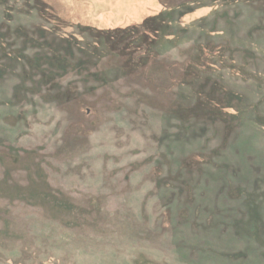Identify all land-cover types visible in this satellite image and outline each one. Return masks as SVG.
Listing matches in <instances>:
<instances>
[{"label": "rangeland", "instance_id": "rangeland-1", "mask_svg": "<svg viewBox=\"0 0 264 264\" xmlns=\"http://www.w3.org/2000/svg\"><path fill=\"white\" fill-rule=\"evenodd\" d=\"M0 264H264V0H0Z\"/></svg>", "mask_w": 264, "mask_h": 264}, {"label": "trees", "instance_id": "trees-1", "mask_svg": "<svg viewBox=\"0 0 264 264\" xmlns=\"http://www.w3.org/2000/svg\"><path fill=\"white\" fill-rule=\"evenodd\" d=\"M118 46H115V48H117ZM114 48V49H115ZM197 68H200V67H196V71H194V73H193V77L195 78V79H197V78H200V74L202 73L201 71H199V69H197ZM199 101H201V100H198V102ZM200 104H202V108H205V105L207 104V102H201ZM199 103H198V105H200ZM207 106V105H206ZM197 108L195 109V112L196 111H201V107L200 106H196ZM208 107V106H207ZM211 107V106H210ZM203 110H207V109H203ZM208 111V110H207ZM210 112H212L213 113V111H211L210 110ZM193 116H196V115H188V119H191V118H193ZM211 116V115H210Z\"/></svg>", "mask_w": 264, "mask_h": 264}]
</instances>
